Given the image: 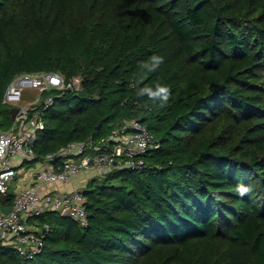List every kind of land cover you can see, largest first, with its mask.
I'll return each mask as SVG.
<instances>
[{
	"label": "trees",
	"instance_id": "1",
	"mask_svg": "<svg viewBox=\"0 0 264 264\" xmlns=\"http://www.w3.org/2000/svg\"><path fill=\"white\" fill-rule=\"evenodd\" d=\"M44 72L82 88L46 112L33 163L134 120L160 149L89 181L86 226L47 212L43 253L6 243L0 264H264V0H0V126L9 84ZM156 83L163 107L137 96Z\"/></svg>",
	"mask_w": 264,
	"mask_h": 264
},
{
	"label": "built area",
	"instance_id": "2",
	"mask_svg": "<svg viewBox=\"0 0 264 264\" xmlns=\"http://www.w3.org/2000/svg\"><path fill=\"white\" fill-rule=\"evenodd\" d=\"M82 88L78 77L66 79L60 73H24L7 87L2 103L16 108L12 126H0V247L11 244L25 260L41 255L49 225L38 218L47 212L70 211L71 218L87 225L83 188L59 189L83 173L103 176L113 169L132 173L148 170L146 158L160 149L148 127L140 122L126 123L99 140L75 141L48 154L35 173L34 182L16 193L12 205H1L16 181L18 168L37 160L35 147L46 126V112L55 99L67 91ZM1 121V116H0ZM10 207L5 213L2 208Z\"/></svg>",
	"mask_w": 264,
	"mask_h": 264
},
{
	"label": "clouds",
	"instance_id": "3",
	"mask_svg": "<svg viewBox=\"0 0 264 264\" xmlns=\"http://www.w3.org/2000/svg\"><path fill=\"white\" fill-rule=\"evenodd\" d=\"M164 58L160 55H152L147 61H143L140 64L141 69L145 74L156 71L159 66L163 63ZM171 91L167 85L156 83L154 87H141L137 91V96H146L148 101H151L153 104H158L160 107L165 106L170 99ZM147 107L148 104L143 105ZM249 189L244 185L237 186V192L239 195L243 196L247 194Z\"/></svg>",
	"mask_w": 264,
	"mask_h": 264
},
{
	"label": "crops",
	"instance_id": "4",
	"mask_svg": "<svg viewBox=\"0 0 264 264\" xmlns=\"http://www.w3.org/2000/svg\"><path fill=\"white\" fill-rule=\"evenodd\" d=\"M21 167L23 168L24 166H21ZM38 167L39 168L43 167V164H41V162H38ZM20 171H21V169L18 170V172H20ZM35 173L36 172L31 171L30 173L25 175V177L23 179H21L19 182H17V184H19V185H17V189L14 191V193H17L21 189L30 186L34 182ZM94 177H96L95 173H83L78 178H76L75 180L70 182L69 184L58 185L56 187L59 189H64V190H74L76 188H83L84 189L87 186V184L89 183L88 180L89 179L91 180ZM17 180H18V178L16 179V181Z\"/></svg>",
	"mask_w": 264,
	"mask_h": 264
},
{
	"label": "rangeland",
	"instance_id": "5",
	"mask_svg": "<svg viewBox=\"0 0 264 264\" xmlns=\"http://www.w3.org/2000/svg\"><path fill=\"white\" fill-rule=\"evenodd\" d=\"M1 122H2V119H1ZM24 167H19V169H21L20 172H18V180L17 181H13V182H10L9 186H10V191L14 192L16 189H17V182H19L21 179H23L25 177V175H27L28 173H30L31 171H34L36 172L39 167H38V163H33L31 165H28V163H25L23 165ZM90 181V179L88 180V182Z\"/></svg>",
	"mask_w": 264,
	"mask_h": 264
},
{
	"label": "water",
	"instance_id": "6",
	"mask_svg": "<svg viewBox=\"0 0 264 264\" xmlns=\"http://www.w3.org/2000/svg\"><path fill=\"white\" fill-rule=\"evenodd\" d=\"M13 113H14V115L17 113V109H16V108H14ZM13 117H14V116H13ZM135 121H136V120L131 121V122H129V123H134ZM99 129H100V126H99ZM2 210H3L5 213H9V212L11 211V208H10V207H3ZM62 215H63L64 217H71V215H70V211H69V210H65V211L62 213Z\"/></svg>",
	"mask_w": 264,
	"mask_h": 264
}]
</instances>
